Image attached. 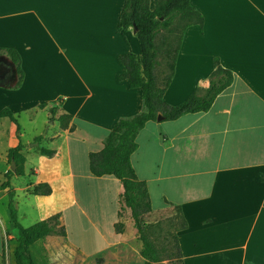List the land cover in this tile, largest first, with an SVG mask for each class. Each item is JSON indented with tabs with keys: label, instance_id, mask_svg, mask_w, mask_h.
I'll list each match as a JSON object with an SVG mask.
<instances>
[{
	"label": "crops",
	"instance_id": "0c3cea01",
	"mask_svg": "<svg viewBox=\"0 0 264 264\" xmlns=\"http://www.w3.org/2000/svg\"><path fill=\"white\" fill-rule=\"evenodd\" d=\"M156 1L148 0L149 10ZM125 2L0 0V48L19 53L22 72L18 89L0 87V111L9 109L20 127L18 134L0 119V160L20 136L24 177L50 190L17 205L24 228L55 216L64 228L66 236L33 245L48 264H127L136 238L131 220L117 231L126 215L120 181L91 175L88 158L103 149L119 119L142 110L141 91L118 79L119 56L140 53L135 32L118 28ZM190 3L203 25L186 29L164 101L178 105L207 89L214 59L233 81L207 112L148 122L136 136L131 165L146 184L149 214L180 208L182 264H264V0ZM51 109L56 118L70 116L66 129L50 118ZM0 227L17 236L5 210Z\"/></svg>",
	"mask_w": 264,
	"mask_h": 264
},
{
	"label": "trees",
	"instance_id": "16d2710c",
	"mask_svg": "<svg viewBox=\"0 0 264 264\" xmlns=\"http://www.w3.org/2000/svg\"><path fill=\"white\" fill-rule=\"evenodd\" d=\"M202 26L203 16L191 5L190 0H158L154 9L149 10L148 0H126L119 19L118 28L121 33L136 28L135 36L139 43L140 53H127L119 56L118 61L123 67V72L118 76L119 80H125L129 88L141 91L142 110L134 116L119 119L105 138L103 149L97 153H90L89 170L94 177H113L120 181L122 193L120 195L121 209H128L133 226L141 247L139 255L145 260L144 264H159L163 261V253H167V247H158L150 237L151 224L143 221V216L152 211L151 202L145 182L139 181L131 165V155L137 150L136 136L148 122L174 121L186 114L207 112L215 98L228 88L233 75L229 70L219 65L218 59H214V69L209 77L207 89H197L182 103L169 105L164 99V93L169 87L175 71L177 55L186 29L191 26ZM165 32V33H164ZM162 58L163 63L159 60ZM13 67L10 75L0 73V80L11 81L10 84H0L1 88L16 90L22 83L21 59L19 53L11 48H0V66ZM163 66V70L160 68ZM161 117V121L157 118ZM7 118L16 126V132L20 133V127L12 112L5 108L0 111V119ZM50 118L59 123L60 128L66 129L70 122V116L59 115L50 110ZM39 137L34 142H39ZM15 148L8 151L7 159L15 164V171H7L4 174V182L0 184V191L9 188L10 179L13 176L24 175L23 165L25 158L21 153L24 144L20 136ZM42 155L52 156L53 151L39 148ZM33 194L49 195L50 190L43 185L33 188ZM10 222L17 230L16 248L13 252L14 264H47L33 249V245L39 239L46 236H66L63 227L59 225L58 217H51L38 222L28 228L22 227L17 219L16 208L12 199L8 202ZM181 217L178 229H184L186 223L182 218L181 210L176 207ZM122 224H117L120 232ZM169 243L167 242L168 245ZM172 246L176 256V264H182L181 250L176 235L173 236Z\"/></svg>",
	"mask_w": 264,
	"mask_h": 264
},
{
	"label": "rangeland",
	"instance_id": "374dc122",
	"mask_svg": "<svg viewBox=\"0 0 264 264\" xmlns=\"http://www.w3.org/2000/svg\"><path fill=\"white\" fill-rule=\"evenodd\" d=\"M159 60L163 63L162 58H160ZM7 67L8 65L0 66V73H6ZM160 69L163 70L164 69L163 66ZM10 83L11 81L0 80V84H3V85L10 84ZM0 163H1L0 164V184H2L5 180L4 174L7 171H10L11 164L8 159H2L0 160ZM33 188L34 186H32V181H31L30 176L29 177H24V175L22 177L13 176L10 179L9 188L7 190L0 192V213L3 210L9 213L8 202L10 198L12 199L13 205L15 206L16 212H17L18 200L19 199L22 200V198L26 196L27 194H33ZM124 211L126 212V215L123 216V219L120 222V224H122V227L124 226L123 224L124 221L127 220V223H129L131 220L129 210L124 209ZM143 221L146 222L147 224H151L152 226L149 230L151 240L158 247H161V246L167 247L168 251L167 253L162 254L163 261L159 264H176V256H171L172 259H169L170 257L168 255L170 253L174 254L175 252L172 246L173 236H175V232L177 231L181 223V217L178 214L177 210H175L174 208L167 207L164 211L160 213L147 214L143 216ZM76 227L77 226L75 225L72 226V224H69V229L73 232L76 230ZM0 230H1V235H2V246H3L2 250H0V264H14L13 252L17 245L16 243L17 236H13V233H11L10 229H7V228L2 229V227H0ZM135 236L136 238L132 239V241L129 242L130 246H127V264H144L139 259V256H140L139 251H140L141 244L137 237V234ZM167 242L169 244L165 245L167 244Z\"/></svg>",
	"mask_w": 264,
	"mask_h": 264
},
{
	"label": "water",
	"instance_id": "95a60500",
	"mask_svg": "<svg viewBox=\"0 0 264 264\" xmlns=\"http://www.w3.org/2000/svg\"><path fill=\"white\" fill-rule=\"evenodd\" d=\"M132 30H133V32L136 33V28H135V27H133ZM7 72H8L10 75L13 73V68H12V66L7 68ZM157 120H158V121H161V117H158ZM50 123H53V121H50ZM32 145H33V146H37L38 143H34V144H32ZM10 171H11V172H14V171H15V164H14V162H13L12 160H11V165H10Z\"/></svg>",
	"mask_w": 264,
	"mask_h": 264
},
{
	"label": "flooded vegetation",
	"instance_id": "af4514ba",
	"mask_svg": "<svg viewBox=\"0 0 264 264\" xmlns=\"http://www.w3.org/2000/svg\"><path fill=\"white\" fill-rule=\"evenodd\" d=\"M8 68V67H7ZM8 73V72H7ZM9 74V73H8Z\"/></svg>",
	"mask_w": 264,
	"mask_h": 264
}]
</instances>
